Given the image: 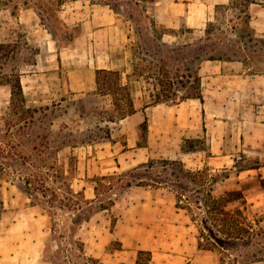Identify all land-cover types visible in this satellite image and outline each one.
Segmentation results:
<instances>
[{"label": "rangeland", "instance_id": "374dc122", "mask_svg": "<svg viewBox=\"0 0 264 264\" xmlns=\"http://www.w3.org/2000/svg\"><path fill=\"white\" fill-rule=\"evenodd\" d=\"M56 1L0 0V43L15 45V48L8 47L4 56L0 58V75L18 73L25 91L27 106L35 109L32 113L33 117L30 118L28 114L24 116L26 122L18 118L13 114L10 106V86L0 84V139L4 146L15 145L21 153L19 160H7L6 169L0 172V219L11 222L39 217L41 226L46 224L53 227L51 238L48 239L47 245L45 244L44 255L47 261L53 260V264H102L99 259L84 253L83 238L86 237V233L90 235L87 230L91 228L79 229L81 224L73 223L74 213L89 207H91L90 210L95 211L101 203L108 204L110 198L121 199L128 189L126 182L130 179L127 174L130 169L117 172L119 175L111 178L105 187L100 185L98 199L95 198L96 201L91 204L85 203L75 194L72 195L68 187L71 185L75 191H79L81 187L91 186L93 177H98L95 172L97 168L93 163L90 167L86 166L84 175L85 166L83 167L79 159L83 151L79 147L81 144L114 138L125 142L127 133L120 120L109 121V109L112 107L111 96L98 93L96 83L93 85L94 90L81 93L66 89L64 64L74 65L86 62L89 45L91 49L89 51L92 54L98 52L110 54L109 56L118 66L125 68L126 64L127 73H130L133 59L131 48L137 40L136 27L140 24L149 28L151 25L148 12L150 3L140 0H117L122 4L119 7L120 12L117 13L110 5L104 3L107 0H85L87 2L78 0L74 3L72 1L75 0H66L61 5H57ZM54 2L56 4H52ZM82 2L88 4L86 6L88 10L75 13L83 9L80 7ZM49 3L52 9L48 11L46 5ZM92 3L109 6L119 17L115 27L109 29L106 34L100 35L96 42L94 37L85 35L87 29L84 26L86 15L91 13L92 6H89ZM27 5L31 7H25ZM37 6L42 7L43 11L37 12ZM231 6L234 8L218 9L215 26L211 32L212 39L217 41L232 60L242 61L249 73L262 74L264 72V41L248 42L246 36L237 34L236 29L241 25L245 14L242 12L244 8L235 2ZM14 7L18 9L14 10ZM23 9H28L29 12L22 14ZM128 9H131L137 18L136 24L135 21L129 20L125 13ZM218 26L221 28L218 29ZM155 27L159 29L161 25L156 24ZM150 31L145 32L149 34ZM194 38L195 35L191 33V30L184 26L176 37L167 36L166 39L168 42L180 43ZM86 40L88 43L85 42ZM60 50H63V58L58 54ZM89 57H91L90 54ZM97 61L102 63L103 60L99 58ZM123 70L126 71V69ZM207 75L209 73L204 75L205 79L208 78ZM122 76L126 80V74L122 73ZM130 84L135 105L141 108L151 100L150 93L154 91L153 80H146L143 76L137 80L136 76L132 75ZM147 134V127L139 125L141 143L147 141ZM170 135H173V146L176 147V151L177 144H180V149L190 147L189 149L201 150L203 155L209 154V136L202 129L197 136L186 132L185 136L182 132H173ZM169 142L172 143L171 140ZM154 152L156 154L151 158L182 160L174 153L168 154L163 149H157ZM191 155L185 156L186 160L183 162L192 172L208 166L204 163L198 167L191 161ZM238 164H248V162L241 157ZM208 172L211 174H205L203 177L195 175L194 182L189 180L184 185H171L168 181L159 186L171 196L173 194L175 196L176 192L184 194L183 205L190 204L187 212L195 223L197 236L198 228L202 224V214L206 210L203 201L208 197V192L214 196L222 194L225 190L238 189L243 192L239 188L238 169L209 170ZM151 175H157L164 180L171 178L177 181L170 166L167 171L159 166L151 172ZM228 176H231L228 182L231 184L229 189L223 182ZM26 177H30L40 189L44 186L48 187L47 195L43 197L42 192H36L34 198L29 197L22 181ZM255 184L253 181L242 183L244 188L249 190ZM52 191L56 192V196L52 195ZM89 192H92V189H87L86 193L89 194ZM260 192L257 193V201L246 199L244 192L243 195L246 199L245 213L252 220L258 221L257 228H264V195ZM237 204H240V201L234 202V205ZM32 206L34 209L31 208ZM41 212L44 214L43 217L39 214ZM108 218L111 222L107 224L106 230L109 226L113 229L116 219L111 212ZM101 227L103 228V225ZM91 230L96 234L99 229L93 227ZM262 245H264V235L252 240L227 242L224 247L219 246V249L213 252L218 258L224 257L223 264H236L247 256L251 258V253ZM117 246L119 242L116 240L112 241L108 247ZM147 258L146 254L141 255L140 264H149ZM258 262L245 261L242 264H259Z\"/></svg>", "mask_w": 264, "mask_h": 264}, {"label": "crops", "instance_id": "0c3cea01", "mask_svg": "<svg viewBox=\"0 0 264 264\" xmlns=\"http://www.w3.org/2000/svg\"><path fill=\"white\" fill-rule=\"evenodd\" d=\"M84 2L80 4L83 9L75 13L88 10V4ZM230 3L231 0H155L150 3L148 12L151 21L157 25L174 30L184 25L195 37H200L205 34L208 22L217 19L219 7L230 6ZM89 7L91 13L84 20L85 35L94 37L96 42L100 35L115 27L119 17L107 5L92 3ZM21 12L27 14L29 10ZM248 12L255 35L264 37V0H251ZM177 35L178 32L166 33L163 39ZM89 49L88 45L86 62L64 64L67 90L79 93L94 90L95 71L99 68L118 69L127 76L126 64L125 68L118 66L110 54H92ZM58 54L63 58V50ZM99 58L102 63L97 61ZM201 74L203 101L189 98L141 108L135 105L137 110L134 113L120 119L127 133L125 142L114 138L81 144L79 147L83 151L79 159L85 166L84 175L86 166L90 167L92 163L97 168L94 169L96 176L124 172L148 161L156 154L155 150L163 149L179 156L182 161L192 154L190 159L195 165L199 167L206 163L213 171L236 168L239 188L246 199L257 201L259 191L264 195V185L261 184L264 179V72L249 73L242 61L207 60L202 65ZM144 120L147 121L148 134L147 141L141 143L139 125ZM200 129L209 136V154L203 155L201 150L183 151L180 144H177L176 151L170 133L182 132L185 136L186 132L197 136ZM241 157L248 164H238ZM95 179L91 180V186L81 187L88 200L96 198ZM230 179L228 176L223 181L227 189L231 186L228 184ZM252 181L256 184L250 190L242 185ZM87 189L92 192L87 194ZM110 212L116 219L113 229L109 226L106 230L111 222L108 218ZM39 214L44 216L42 212ZM40 222L39 217L11 222L0 219V264H53V260L47 261L44 257L52 228L46 224L41 226ZM89 227L99 230L95 234L91 229L87 230ZM79 229L90 232L83 238L84 253L99 259L102 264H137L141 249L151 251L149 264H220V258L213 251L198 246L197 228L187 209L177 207L174 194L171 196L159 187H129L111 209L95 212L89 220L81 223ZM116 240L119 246L109 248V244ZM258 263L264 264V258Z\"/></svg>", "mask_w": 264, "mask_h": 264}, {"label": "trees", "instance_id": "16d2710c", "mask_svg": "<svg viewBox=\"0 0 264 264\" xmlns=\"http://www.w3.org/2000/svg\"><path fill=\"white\" fill-rule=\"evenodd\" d=\"M66 0H57V5H61ZM145 3H151L155 0H140ZM99 2V1H97ZM138 2V1H137ZM239 3L243 6L244 17L242 23L237 27L236 31L238 35L246 36L248 42L264 41V37H258L255 35L254 29L249 22L248 7L251 0H231L232 4ZM55 2L52 4H56ZM110 5L115 12H120L119 7L122 5L117 0H107L104 2ZM51 3L46 5V10L52 9ZM225 5L222 8H232L233 6ZM41 6V5H40ZM37 6V12L43 11ZM31 7V6H25ZM221 8V7H219ZM234 8V7H233ZM17 10V7L13 8ZM36 10V9H35ZM14 12V11H13ZM127 16L132 22L137 23L134 13L131 9H128ZM216 21L208 22L205 28L204 36L195 37L191 41L186 42H168L163 39L166 33H179L183 29L174 30L161 26L159 29L155 27L154 21H151L149 28L137 25L136 43L132 45L133 59L131 61V71L127 73L126 80L123 79L122 72L118 69L99 68L95 71V83L97 92L102 95L111 96L112 107L109 109L110 116L109 121L115 122L132 113L137 108L134 102V96L131 91L130 77L136 76L138 80L140 77L146 78V80H153L154 91L150 93L151 100L145 105L157 104V103H176L181 100L189 98H198L203 101L202 95V74L201 68L207 60H232L217 43L212 39L211 32L215 26ZM218 29L221 27L218 26ZM148 29V30H146ZM151 30V31H150ZM145 31H150L147 34ZM8 47L15 48L11 43H0V58L4 56ZM13 51H15L13 49ZM0 84L9 85L11 88L10 106L13 109V114L18 118L24 119L27 114L30 118L33 117L32 113L34 108L27 106L26 98L24 95L23 87L21 84L20 76L16 72H12L9 75H0ZM26 122V119H24ZM15 125L14 123L12 124ZM141 125L146 128L147 121L144 120ZM1 135V133H0ZM182 148L184 151H191L197 149ZM20 151L15 145H9L6 147L3 145L0 139V172L6 169L7 160H19L21 158ZM161 167L162 170L167 171L169 166L172 168V174L175 175L177 181L173 179L164 180L157 175H151L154 169ZM139 170V171H138ZM210 169L205 166L203 169L192 172L190 168L180 159H155L150 158L148 161L139 164L128 171L130 179L126 182V188L133 185H151L159 187L163 182H171V185H184L190 181L194 182L199 175L203 177L205 174H211L208 172ZM119 175L115 172L112 174H106L98 176L95 185V194L98 199L100 185L106 186L107 182H110L111 178ZM24 188L26 189L28 196L34 198L36 192H42V196L47 195L48 187L44 186L40 189L35 183L32 182L30 177L23 178ZM261 184L264 185V179H261ZM68 191L72 195H76L78 198H82L87 204H91L95 199L88 200L85 198L83 190L75 191L71 185L68 187ZM52 195L56 196V192L52 191ZM176 206L181 208L190 209V204L183 205L184 194L176 192ZM207 198L203 201L206 207L204 214H202V224L198 230V246L203 249L215 251L219 249V246L224 247L228 242L252 240L260 235H264V228L258 227V221L252 220L245 213L246 199L243 192L238 189L225 190L218 196L212 195L208 192ZM108 204L101 203L97 210L80 209L77 213H74L73 223L80 225L84 221L89 220L91 215L99 210L107 209L113 206L117 200L109 199ZM235 201H240V204L234 205ZM199 204V201H197ZM199 208V206H198ZM194 219V218H193ZM53 226L54 223L52 222ZM77 225V226H78ZM53 231V227L51 232ZM146 254L148 263L151 260V251L139 250L136 260L137 264H140L141 255ZM251 258H244L243 261H238L236 264H242L245 261H259L264 258V245L251 253ZM224 257H220V264H223Z\"/></svg>", "mask_w": 264, "mask_h": 264}]
</instances>
